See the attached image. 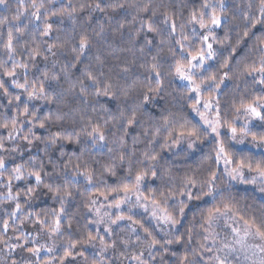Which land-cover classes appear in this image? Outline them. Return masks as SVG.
I'll list each match as a JSON object with an SVG mask.
<instances>
[{
  "label": "clouds",
  "instance_id": "9594fccd",
  "mask_svg": "<svg viewBox=\"0 0 264 264\" xmlns=\"http://www.w3.org/2000/svg\"><path fill=\"white\" fill-rule=\"evenodd\" d=\"M0 264H264V0H0Z\"/></svg>",
  "mask_w": 264,
  "mask_h": 264
},
{
  "label": "snow or ice",
  "instance_id": "6c2138e0",
  "mask_svg": "<svg viewBox=\"0 0 264 264\" xmlns=\"http://www.w3.org/2000/svg\"><path fill=\"white\" fill-rule=\"evenodd\" d=\"M257 115H259V113H257Z\"/></svg>",
  "mask_w": 264,
  "mask_h": 264
}]
</instances>
